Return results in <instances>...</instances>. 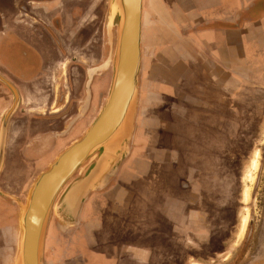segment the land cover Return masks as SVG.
<instances>
[{
  "label": "crops",
  "instance_id": "crops-1",
  "mask_svg": "<svg viewBox=\"0 0 264 264\" xmlns=\"http://www.w3.org/2000/svg\"><path fill=\"white\" fill-rule=\"evenodd\" d=\"M111 1L0 0V77L19 96L0 175V216L16 226L9 231L15 244H0V264H18V201L26 204L37 178L84 136L106 102L117 41ZM141 56L129 155L90 193L75 224L52 214L45 244H67L68 236L71 244H118L144 229L139 208L148 201H165L158 217L176 226L173 185L192 184V199L199 193L205 210L206 183L216 181L206 170L228 165L237 122L250 120L242 106L252 97L244 92H264V0H144ZM14 102L0 80V136ZM191 167L200 178L180 177ZM226 200L214 196L213 210Z\"/></svg>",
  "mask_w": 264,
  "mask_h": 264
},
{
  "label": "water",
  "instance_id": "water-1",
  "mask_svg": "<svg viewBox=\"0 0 264 264\" xmlns=\"http://www.w3.org/2000/svg\"><path fill=\"white\" fill-rule=\"evenodd\" d=\"M144 0H112L109 29L116 28L113 78L106 102L82 138L63 152L30 190L20 205L18 264H42L46 233L52 214L75 224L83 203L99 189L130 153L139 105L142 14ZM14 93L0 136V175L4 166L8 123L19 105ZM0 195L5 196L1 189Z\"/></svg>",
  "mask_w": 264,
  "mask_h": 264
},
{
  "label": "rangeland",
  "instance_id": "rangeland-1",
  "mask_svg": "<svg viewBox=\"0 0 264 264\" xmlns=\"http://www.w3.org/2000/svg\"><path fill=\"white\" fill-rule=\"evenodd\" d=\"M261 95H263V93H261ZM259 107L261 109L262 106ZM259 127L264 129V120ZM260 141H262L260 143L264 144V137H261ZM258 154L259 157L256 158L255 156L252 164L250 160L249 168L243 170V183L237 185L236 189L232 187V189L229 190V186L227 189H223L222 186V188L219 187L220 190L217 189L215 192L212 188V191L217 193V195H209L211 199L206 200L207 207L205 210L200 209L202 206L198 201L195 203L199 205V209L202 210L200 211L199 217L196 215L190 217L184 215L186 213V208L182 210V204L178 202L187 201L188 196H180V199H177L178 201L173 205V212L178 214V216L176 215L177 221H174L176 226L173 225L176 232L169 230L167 227H163L162 231L155 230L156 236H158L159 233L161 235L163 233L164 240L161 241L160 244H88V247L92 250L94 249L96 252H106V261L108 264L264 263V256L256 255V242L258 241L256 238V231L264 218V165H262V157L264 155H262L261 151H259ZM51 160L52 157H47L43 167ZM257 161L259 162L258 167L254 168V164ZM42 168L36 170L35 174L42 170ZM206 171L207 173L210 171L211 174H214L215 170ZM179 175L180 177L184 176V170H181ZM185 178H187V176ZM218 178L219 177H217V179ZM182 189H185L184 186H182ZM247 191H249L248 199H246ZM218 194L220 196L225 194L230 200L219 202L216 205L217 210H215V208L213 210L212 206L209 207V201H211L214 196H218ZM215 198L217 199V197ZM235 198L237 204L235 203ZM155 207L159 210H161L160 208L164 210L167 208L164 203L162 206H152V208ZM204 213L206 214L204 215ZM245 218H247V223L244 227ZM14 220L15 218H13V221ZM11 221V218H2L0 223V244L1 242L4 244L3 242L6 241L7 243L11 240H13L11 244H15V234L11 238V234L9 233L10 230H2L4 226L11 227ZM12 227L13 229L16 228L15 225ZM17 227V240L19 243V223ZM212 228L216 229L211 231ZM148 243L152 242L149 241Z\"/></svg>",
  "mask_w": 264,
  "mask_h": 264
},
{
  "label": "flooded vegetation",
  "instance_id": "flooded-vegetation-1",
  "mask_svg": "<svg viewBox=\"0 0 264 264\" xmlns=\"http://www.w3.org/2000/svg\"><path fill=\"white\" fill-rule=\"evenodd\" d=\"M252 91L253 90L246 91V93L244 92L245 97L251 95L252 98H249L251 102L250 104L242 106L243 112H246L244 118L250 117V120L248 122L247 121L237 122L238 128L236 126V130H234L231 137V139L234 142L233 144L231 145L229 144L228 146H226V148L229 151V153L227 154L228 155L227 158H229L228 165L222 168V171L215 170L216 172L215 183L212 184L206 183L207 196L215 194L212 191V188L210 187H213V190L215 192L217 189L220 190L222 186L223 189H227L228 186H229V190L232 189V187L233 189H236L237 185L243 183L242 182L243 170L249 168L248 166L250 165V160L252 164L253 158L255 156L256 158L259 157L258 154L259 151H261L262 155H264V144L260 143L262 142L260 141V138L264 137V132H263L264 129H261V127H259L261 122H263L264 120V92L262 91L252 92ZM261 93H263V95H261ZM259 106H262L261 109ZM242 125L244 126L242 127ZM230 143H232V141H230ZM263 161H264V156L262 157V165H264ZM201 162L200 164H202ZM200 171L201 169H195L192 167L190 169L185 168L184 174L188 175V172H190L191 177L200 178ZM218 171H220L219 175L217 173ZM206 177L208 178V176ZM217 177L219 178L217 179ZM182 186H184L185 189H182ZM172 189L173 190L171 191V193L174 200L176 201H178L177 199H180V196H185V195L188 196L187 201L178 202L179 204H182L181 206L182 210H185L186 208V213L184 215L190 217L193 216L194 212L202 211L200 210L202 208L199 209L198 207L199 205L195 204L197 203V201L199 202V200L197 199L198 195L197 196L195 195L196 196L195 200L192 199V197H194V195L191 193L194 190L192 184L189 185L187 183H183L179 185H173ZM209 202H210L209 207H211L213 205L212 204L213 201H209ZM13 203L14 202H12V204ZM163 203L166 205L165 201H159L157 205L162 206ZM235 203L237 204L236 198H235ZM152 206L154 205H152V203L148 201L144 204V206L141 209L139 208V210L141 211L140 213L145 214V216L142 218L144 229H142L140 232H132V233L124 234L125 238L121 236L122 238L120 240H117L118 244H160V242L164 240L163 233L162 235L159 233L158 236H156L155 230L162 231L163 227H167L169 230L176 232L173 225H166L165 221L162 220L161 217H158L160 210L156 207L152 208ZM160 209L164 210L162 208ZM2 218L3 217L0 216V223L2 221ZM260 223L261 225L256 231V238L258 239V241L256 242L257 244L256 255L264 256V218ZM11 228L12 226L7 227V229H9L10 231ZM70 241L71 238L70 236H68L67 244H45L44 254L41 259L42 264H89V261L90 264H108V262L106 261V252H98V251L96 252L94 251V249L92 250L90 247H88V244L86 242H84V244H81L82 242H80L79 244L78 243L71 244ZM149 241H151L152 243H148ZM15 251L17 252L16 255H18L19 253L18 244L17 247L15 248ZM87 258L89 259V261Z\"/></svg>",
  "mask_w": 264,
  "mask_h": 264
},
{
  "label": "bare ground",
  "instance_id": "bare-ground-1",
  "mask_svg": "<svg viewBox=\"0 0 264 264\" xmlns=\"http://www.w3.org/2000/svg\"><path fill=\"white\" fill-rule=\"evenodd\" d=\"M257 167H258V162H256L254 164V168H257ZM248 198H249V191L246 192V199H248ZM246 223H247V218H245V220H244V227L246 226Z\"/></svg>",
  "mask_w": 264,
  "mask_h": 264
}]
</instances>
